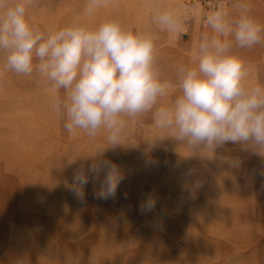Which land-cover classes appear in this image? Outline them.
Masks as SVG:
<instances>
[{"label":"rangeland","instance_id":"rangeland-1","mask_svg":"<svg viewBox=\"0 0 264 264\" xmlns=\"http://www.w3.org/2000/svg\"><path fill=\"white\" fill-rule=\"evenodd\" d=\"M237 2L207 9L196 0H105L89 15L86 0H36L26 19L41 31L74 19L89 29L118 19L151 35L154 69L175 84L180 67L196 66L198 45L189 43L194 13L205 19L220 4ZM157 10L174 12L182 30L170 34L158 25ZM257 51L251 58L234 51L248 87L264 86V46ZM4 64L0 53V264H264V158L232 143L193 154L155 127L152 113L128 121L121 145L111 146L103 133L70 135L47 78L35 70L17 75ZM178 95L173 88L160 103L170 106ZM99 154L120 166L123 179L114 199H98L91 181L81 199L71 190L72 174ZM230 168L246 179L225 183ZM243 186L255 191L247 198L252 208L227 193ZM149 194L156 206L141 214ZM4 212L12 217L3 219Z\"/></svg>","mask_w":264,"mask_h":264},{"label":"clouds","instance_id":"clouds-1","mask_svg":"<svg viewBox=\"0 0 264 264\" xmlns=\"http://www.w3.org/2000/svg\"><path fill=\"white\" fill-rule=\"evenodd\" d=\"M104 2L86 0L85 10L91 15ZM35 4L0 0V53L8 71L31 75L35 70L47 78L57 94L53 108L67 133L83 132L92 139L103 133L111 146L121 145L128 121L140 123L142 114L152 113L153 125L169 131L171 140L193 154L215 153L232 143L264 158V86H246L247 72L233 51L264 42V26L251 17L246 3L238 0L235 16L222 10L206 16L211 34L201 35L196 66L180 67L175 84L154 69L151 35L134 32L118 19L95 29L74 19L66 27L41 31L26 19ZM153 19L170 34L183 27L169 10H157ZM173 88L180 95L170 106L162 105ZM89 158L90 163L82 161L74 170L71 190L83 199L91 181L98 199H114L123 179L120 166L102 154ZM229 163L240 166L238 159ZM156 202L149 194L139 205L140 213L151 212Z\"/></svg>","mask_w":264,"mask_h":264},{"label":"bare ground","instance_id":"bare-ground-1","mask_svg":"<svg viewBox=\"0 0 264 264\" xmlns=\"http://www.w3.org/2000/svg\"><path fill=\"white\" fill-rule=\"evenodd\" d=\"M225 2H227V1H225ZM241 2L246 3L249 6V8L251 10L250 11L251 17L256 22H258L260 25L264 26V9L262 8V7H264V0H244ZM219 3H221V2H219ZM217 10L224 11L230 17L235 16L237 13V9L235 8V4L230 6V7H228L224 4H220ZM191 28H192V37L189 40V43L193 46H196L199 44L201 35L203 33L211 34V29L206 25L205 19L201 15L200 10H198V12L194 13V19H193ZM262 35H264V34H262ZM263 46H264V42L257 44L250 49L249 48L241 49V48L234 47L233 51H235L237 53L240 52L246 58H251L253 56L254 52H258L257 49H259L260 47H263ZM226 172L227 173L224 176L225 183L233 180L235 177L239 178L240 175H241V178H240L241 180L246 179L244 174L242 175L238 169L230 168ZM2 177H3L2 178L3 181L6 182L12 188V190L15 189L14 180L11 176H6V175L2 174ZM9 190H10V194L9 193L8 194L10 195V198L11 199L15 198V197H13L14 193L12 192V190L11 189H9ZM227 193L229 194L230 197L235 196L236 199H238V203L240 202L241 205L245 204V205L249 206V208H252V206H250V204L248 203L247 198H249V196L252 197L255 194L254 190L252 191L249 188L243 186L238 191L230 190ZM0 212H1V207H0ZM11 213H13L12 209H11ZM7 217H12V216H9L8 214H6V212H4V215L2 218L4 219Z\"/></svg>","mask_w":264,"mask_h":264},{"label":"built area","instance_id":"built-area-1","mask_svg":"<svg viewBox=\"0 0 264 264\" xmlns=\"http://www.w3.org/2000/svg\"><path fill=\"white\" fill-rule=\"evenodd\" d=\"M201 3L207 9H211L212 7L216 6L219 2H225L229 0H196Z\"/></svg>","mask_w":264,"mask_h":264}]
</instances>
